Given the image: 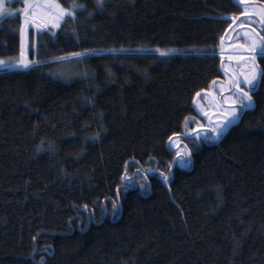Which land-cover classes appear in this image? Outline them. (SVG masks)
I'll list each match as a JSON object with an SVG mask.
<instances>
[{
	"label": "trees",
	"instance_id": "trees-1",
	"mask_svg": "<svg viewBox=\"0 0 264 264\" xmlns=\"http://www.w3.org/2000/svg\"><path fill=\"white\" fill-rule=\"evenodd\" d=\"M57 1L54 33L0 21V57L35 62L0 69V264H264V82L221 139L187 135L244 8Z\"/></svg>",
	"mask_w": 264,
	"mask_h": 264
},
{
	"label": "rangeland",
	"instance_id": "rangeland-1",
	"mask_svg": "<svg viewBox=\"0 0 264 264\" xmlns=\"http://www.w3.org/2000/svg\"><path fill=\"white\" fill-rule=\"evenodd\" d=\"M15 1H18L20 3V5H18V7H14L13 3ZM32 1V0H31ZM58 2V1H57ZM33 7L31 8V11H35V10H39L41 12L47 13L48 11H50V8L48 6V4L46 3V0H35L33 2H31ZM3 7L5 9V12L0 14V21L9 16L7 13L11 12V13H16L18 12L17 10L19 9H23L24 8V4L22 3V0H4V4ZM245 9V7H244ZM257 9V8H256ZM262 9V8H261ZM247 11L248 13H255V7H247ZM21 14H23V26H24V30H26V28L28 26H36L37 23L41 24L42 29L50 32V33H54L58 27H53L51 23H48L47 26H43L45 21L48 19L47 16H44V18L42 20L39 19V21L37 19H29L28 23H25V14L20 12ZM35 15H39L37 13V11H35ZM243 19V18H242ZM241 19V20H242ZM241 20L238 22V25L241 24ZM259 27L254 26L257 30V32H252V34L250 33L249 30L247 29H242L241 31H238V34L235 33V35H237V37L239 36V39L236 37L235 42H233L232 44H239L241 43L243 46H245L246 49L249 50V46L251 44V40L252 39H256L257 40V44L260 43L259 41V37H261L260 32H261V17L259 15ZM61 23V22H60ZM242 25V24H241ZM233 33H230V35L228 34L225 38L224 41L222 40L221 42V46L223 48V50L221 51V55L223 56V60H222V66L225 72V77L223 79H221L220 83H216L211 89L203 91L198 98L195 100V105H196V110H197V114L200 116V114L203 116H200L202 119H204V122H199L198 125H196L194 128L188 130L189 132L192 131L193 129H196L193 134L196 137H200V138H206L205 140L208 141H216L219 137L216 136V133L213 132L212 130L214 128H217L222 122L226 121L227 119H229L228 114L231 112L232 108L235 106L233 105V101L234 100H239V95L236 94L234 92V88H233V82L237 77H240L242 80V73H245L247 69H250L252 66V56L249 55L248 57H246L247 55H245L244 53L241 52H232L229 56H231V58H228L225 56L224 54V49L228 48L230 46V43L228 42L232 36ZM247 33V35H246ZM231 44V45H232ZM250 51V50H249ZM255 52V51H250ZM22 54L23 56L26 54V51L24 50V46L22 47ZM0 59H9L8 57H0ZM25 60V58H23ZM13 60V59H12ZM23 67V66H22ZM3 69V68H0ZM242 88H244L245 91H248V87L247 85L241 83L240 85ZM243 107H238L237 110L240 113L243 111ZM200 113V114H199ZM205 113H207V115H205ZM206 128V129H204ZM206 130V131H205ZM188 133V135H193ZM209 137V138H208ZM172 149H176V153L179 151L180 154L184 155V153L186 152V148L184 147V145L181 144L179 137L176 138H172L170 141V144ZM176 158L178 159L176 161V163H178L179 165H186V164H181L180 160L178 158V156H176ZM187 156L184 157L185 161Z\"/></svg>",
	"mask_w": 264,
	"mask_h": 264
},
{
	"label": "snow or ice",
	"instance_id": "snow-or-ice-1",
	"mask_svg": "<svg viewBox=\"0 0 264 264\" xmlns=\"http://www.w3.org/2000/svg\"><path fill=\"white\" fill-rule=\"evenodd\" d=\"M236 2L239 5H247L248 0H236ZM22 3L24 4L23 9L17 10L18 12H22L25 14V23L29 22V19L31 18L30 10L33 7L31 0H22ZM46 3L48 4L50 11L46 13L48 19L45 21L43 26H47L48 23H51L53 27H60V22L65 20V17L68 18H74L75 12L70 11L68 9L63 8L57 0H46ZM4 0H0V14L5 12V9L3 7ZM97 4L102 6V0H97ZM85 6L76 4L75 2L72 3L71 8H84ZM259 15L261 17V24L264 26V8L259 9ZM8 15H12L13 13L8 12ZM242 16H248L249 13L247 11V7H245L244 11L241 13ZM228 19H231L233 23L235 24L238 20L237 17H228ZM242 26V25H241ZM36 27H41V24L37 23ZM231 28L232 25H229ZM247 35V33H246ZM260 43L257 44L256 39L251 40V44L249 46L250 51H255L258 56H260L262 59H264V36L259 37ZM159 51V50H157ZM161 55H167L166 52H161ZM72 56L80 57L83 55V53H72ZM59 59H65V57H60ZM35 63L34 61H28L21 59L19 61L12 60L11 58L5 60L0 59V68L3 69H10L14 68L17 65L23 66L24 68H28L30 64ZM242 80L240 77H237L233 82V88L234 92L239 95V100H234L233 105H235L231 112L228 114L229 119L222 122L217 128H214L212 131L216 133L217 137H219L224 130L227 128L228 124L231 123L232 120L237 119L239 112L237 110L238 107L243 108H250L253 105V98L252 95H250V92H254L259 90V87L262 82H264V69H260L257 71L256 63H255V57H252V66L250 69H247L245 73H242ZM241 83L247 85L249 91H245L244 88H242L240 85ZM200 93H197V96H199ZM207 115V113H205ZM171 139V138H170ZM186 147V146H185ZM190 155V153L185 152L184 155H181L180 152H177V156L180 160L181 164H187L188 161L184 160V156ZM165 181H167L168 177H164ZM86 207V206H85ZM113 209H117L118 205L113 202L112 204ZM35 239V237L33 238ZM43 264V261H42Z\"/></svg>",
	"mask_w": 264,
	"mask_h": 264
},
{
	"label": "water",
	"instance_id": "water-1",
	"mask_svg": "<svg viewBox=\"0 0 264 264\" xmlns=\"http://www.w3.org/2000/svg\"><path fill=\"white\" fill-rule=\"evenodd\" d=\"M234 1V3L235 4H237L238 6H240L241 8H244V7H255V13L253 12V13H249V15H251V16H256V18L257 19H259V9H261V8H264V0H248V4L245 6V5H239L237 2H236V0H233ZM257 8V9H256ZM248 15V16H249ZM248 16H242V15H240V16H238L237 18H238V20H237V22L234 24L233 23V21L231 20V19H229V20H231V24L230 25H232V27L230 28V27H228V29L226 30V32L224 33V35H223V38H222V40H223V42H225L224 41V38L229 34L230 35V33H232V32H234L233 33V36H232V38L228 41L229 43H230V46L228 47V48H226V49H224V54H225V56L226 57H228V58H231V56H229L232 52H241V53H244L245 55H247L246 57H248L249 55H251L252 57H255V63H256V68H257V71H259L261 68L258 66V64H257V58L259 57L257 54H256V52H250L248 49H246L245 48V46H243L241 43H239V44H232L233 42H235V38L237 37V35H235V33L236 34H238V31H241L242 29H247V30H249L250 31V33L252 34V32H257L256 30V28L254 27V26H252V25H250V24H248V23H245V24H242V26L241 25H238V21H239V19L240 18H244V17H248ZM39 21V20H38ZM259 21V20H258ZM259 24H260V22H259ZM261 28H263L264 26H262V24H261V26H260ZM261 35V34H260ZM238 39H239V36L237 37ZM232 44V45H231ZM223 65V64H222ZM222 71H223V75H224V77H225V72H224V69H223V66H222ZM248 91H249V89H248ZM202 92H200V94H201ZM251 93H253V92H250L249 94H251ZM198 98V96L196 95V97H195V99H194V102H193V106L196 108V105H195V100ZM245 109L246 108H244L243 109V111L240 113V115H238V117H237V119H235V120H232L231 121V123H229L228 124V126H227V128L224 130V132L220 135V137L216 140V141H218L219 139H221V137L235 124V123H237L238 121H239V119L241 118V116L243 115V113H244V111H245ZM200 114V113H199ZM202 116V115H201ZM195 131V129H193L192 131H190L189 133L190 134H193V132ZM170 141L171 140H169L168 141V144H170ZM174 151L176 150V149H173ZM176 159V158H175Z\"/></svg>",
	"mask_w": 264,
	"mask_h": 264
},
{
	"label": "flooded vegetation",
	"instance_id": "flooded-vegetation-1",
	"mask_svg": "<svg viewBox=\"0 0 264 264\" xmlns=\"http://www.w3.org/2000/svg\"><path fill=\"white\" fill-rule=\"evenodd\" d=\"M255 1V0H254ZM245 23H248L252 26H258L259 27V21L258 19L256 18V16H251L249 15L248 17H244L242 20H241V24H245ZM240 24V25H241Z\"/></svg>",
	"mask_w": 264,
	"mask_h": 264
},
{
	"label": "bare ground",
	"instance_id": "bare-ground-1",
	"mask_svg": "<svg viewBox=\"0 0 264 264\" xmlns=\"http://www.w3.org/2000/svg\"><path fill=\"white\" fill-rule=\"evenodd\" d=\"M35 11H37V13L39 14V15H35ZM35 11H31L30 13H31V18L33 19H37V20H42L43 18H44V16H47L46 15V13H44V12H41V11H39V10H35ZM240 16V15H239ZM238 17V16H237ZM242 18H240L239 19V21L241 20ZM238 21V22H239ZM194 102V101H193ZM196 102V101H195ZM200 116H201V114H200ZM203 117V116H202ZM204 129H206V128H204ZM196 130V129H195ZM206 131V130H205ZM188 135V134H187ZM217 136V135H216ZM190 137V136H189ZM209 138V137H208ZM206 139V138H205ZM204 139V140H205ZM208 141H209V139H208ZM178 159L176 158V161H177ZM174 163V162H173ZM165 182V181H164Z\"/></svg>",
	"mask_w": 264,
	"mask_h": 264
}]
</instances>
